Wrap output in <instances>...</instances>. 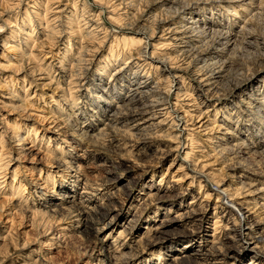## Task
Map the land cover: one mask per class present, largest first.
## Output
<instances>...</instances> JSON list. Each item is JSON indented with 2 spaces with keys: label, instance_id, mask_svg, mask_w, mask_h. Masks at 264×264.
I'll return each instance as SVG.
<instances>
[{
  "label": "bare ground",
  "instance_id": "bare-ground-1",
  "mask_svg": "<svg viewBox=\"0 0 264 264\" xmlns=\"http://www.w3.org/2000/svg\"><path fill=\"white\" fill-rule=\"evenodd\" d=\"M0 14V264H57L52 249L93 226L97 264H165L170 250L167 264H264V0H0ZM74 144L113 149L119 168L146 158L141 172L174 158L128 206ZM182 182L200 188L186 203Z\"/></svg>",
  "mask_w": 264,
  "mask_h": 264
},
{
  "label": "rangeland",
  "instance_id": "rangeland-1",
  "mask_svg": "<svg viewBox=\"0 0 264 264\" xmlns=\"http://www.w3.org/2000/svg\"><path fill=\"white\" fill-rule=\"evenodd\" d=\"M1 16H0V25H2L3 23H2V19L3 18H6V17H4V16H2V14H0ZM263 19V20H262ZM262 19L258 22V24L256 25V27H255V31L259 28V29H261L262 31H261V34H262V32H264V16L262 17ZM259 30H257V32H258ZM260 32V31H259ZM263 35H264V33H263ZM253 51H255V52H257V53H254ZM251 50L250 51V55L251 56H249V53H247V56H249V57H247L246 56V53H245V55H244V57L242 58V62H244V64L247 66L248 65V67H254L255 65V63H256V61H257V58H259L258 56L257 57H255V55H257L258 54V52H259V50ZM254 53V54H253ZM249 63V64H248ZM250 65V66H249ZM253 65V66H252ZM48 100H50V99H48ZM45 108L46 107H41V108H39V110L37 111V112H39L40 114H47L46 113V111H45ZM50 116V115H49ZM46 123V121L44 122V124ZM43 124V123H42ZM43 124V125H44ZM42 129H43V126L41 127ZM49 131H50V129L49 130H46L45 129V132L46 133H49ZM51 133V132H50ZM248 138V137H247ZM250 139V138H249ZM74 146H78L77 144H74ZM155 147H157V145L155 144L154 146H150L149 147V149L150 150H153V149H155ZM84 148L85 147H83V146H78L75 150H74V161H76V162H78V164H83V166H85L86 167V169L88 170V171H90V174H91V176H92V179L94 180V182L96 181V182H98L99 180L100 181H104L106 178H116L114 181V183L117 185V187H122L123 188V190L126 192V194L127 193H129V192H132V199L129 201V202H127L128 203V206H130V204L131 203H137V202H139L138 201V199H140L141 197H139V194L142 192V190H141V188H142V186L144 185V184H150V185H152V184H154V183H156L158 180H159V177L163 174V171H165L166 170V168H167V166H168V164L171 162V160L174 158V156H172V157H169V158H163V160H161L160 161V163H158L157 164V166L155 167V166H153V168L151 169V168H149V167H147V168H145V170L146 171H143V172H141V170H142V168H144V163L145 164H148L147 162H146V158H141V162L139 161V160H136V159H134L133 157H129V156H125V155H123V159H122V162L123 163H125L124 164V166L123 167H116L115 165H116V163H114L113 164V161H114V159H115V157H117V155L118 154H115V152H112L113 151V149H110L109 151L108 150H102V149H97V150H95V149H93L92 150V148L90 149V151L88 150V152H86L85 150H84ZM103 151V152H102ZM114 156V157H113ZM262 156V155H261ZM261 156L260 157H257V160L258 161H263L262 163H261V165H262V169H264V158H261ZM255 158H256V156H254ZM254 157L253 156H251L250 158H252L250 161L252 162V163H254V164H252L253 166H257V163L258 162H255V160L256 159H254ZM29 158H27L26 159V161H24L26 164H27V166H29V167H31V166H33V165H38V167L40 166V167H42L41 166V164H31L30 162H32V161H30V159L28 160ZM139 161V162H138ZM103 163V164H102ZM111 163H112V165H111ZM139 163V164H138ZM138 164V165H137ZM114 165V166H113ZM88 166H90V167H88ZM112 166V167H111ZM129 166V167H128ZM136 166H138V167H136ZM88 167V168H87ZM152 167V166H151ZM219 167H221V166H217V168H219ZM49 170H51V171H58L59 169H57L55 166H52V164H50V166H49ZM117 168V169H116ZM140 168V169H139ZM43 169V172H44V167L42 168ZM53 169V170H52ZM62 169V171L64 170V173L65 174H67V175H70L69 174V172L71 171L70 170V168H68L67 166H64V167H62L61 168ZM135 169V170H134ZM149 169H151L150 171H148L147 172V170H149ZM35 170H38V169H35ZM120 170H122V171H120ZM124 170V171H123ZM130 170V171H129ZM109 171H113L112 173L113 174H110L109 173ZM224 172V178L225 179H228V183H230V181H232V180H236L237 178H233V173H232V171H230V170H227V169H224L223 170ZM226 171V172H225ZM228 171V172H227ZM230 171V172H229ZM118 172V173H117ZM130 172V173H129ZM147 172V173H146ZM71 173V172H70ZM228 173V174H227ZM232 173V174H231ZM27 174H29V172L27 173H25V175H27ZM71 174H73V173H71ZM155 176H154V175ZM113 175H115L114 177H113ZM140 175V176H139ZM35 178H38L39 176H38V174H35L34 173V175H33ZM128 176V177H127ZM135 177H137V178H135ZM69 178H71L72 179V177L70 176ZM119 178H122L121 179V181H119ZM29 179H30V176H29ZM74 179V178H73ZM135 179V180H134ZM137 179V180H136ZM35 180H37L38 182H42L43 180H41V179H35ZM151 180V181H150ZM70 183H72L71 182V180H67V183H66V185L64 186V187H61V188H59V189H61V192H67V191H70V187H71V185H70ZM189 182H186V183H184V182H182L181 184L183 185V188H184V190H187V189H189V191L191 192V194L190 195H186V196H184L183 197V200H184V203H186L188 200H190L193 196H195L196 194H198L199 193V190H200V188L198 187V184L197 185H190L189 186V184H188ZM202 183H203V188L204 189H206V190H208L209 189V192L210 193H214V195H215V192H216V190L215 189H217L218 187H216V185L214 184V183H209V182H207L205 179H203L202 178ZM228 183H227V185H228ZM129 186H128V185ZM168 184V183H167ZM167 184H165V186L167 185ZM206 184V185H205ZM213 185V186H212ZM83 185H82V183H79V186H78V191L81 193L82 192V189H81V187H82ZM148 186V185H147ZM130 187V188H129ZM58 189V190H59ZM130 189V190H129ZM170 190H172L173 188H169ZM39 190H40V188H39ZM42 190V189H41ZM128 191V192H127ZM177 191V190H176ZM172 192H174L175 193V191H172ZM48 193V195H49V192H47ZM137 193V194H136ZM174 193H170L171 195H173ZM53 194L55 195V193H53L52 192V196H53ZM213 195V197H212V199L210 200V201H212V206H211V208L214 210V206H215V201H216V198H215V196ZM123 196H125V195H123ZM200 196H201V194H200ZM168 198L169 199H171L170 198V196H168ZM215 198V199H214ZM3 199H4V197H0V206L3 204ZM136 199H137V201H136ZM167 199V198H166ZM103 201L104 202H107V200L106 199H103ZM134 201V202H133ZM171 201H173V200H171ZM168 202V201H166V202H164L162 205L163 206H165V207H167V206H171V203L172 202ZM99 202H101V199H100V201H98V202H96L98 205H99ZM180 202H181V200L180 201H176V203L175 204H180ZM41 203H45L44 202V200H41ZM47 204V203H46ZM168 204V205H167ZM93 205H96V204H93ZM93 205H91V207L93 206ZM156 208H153L152 210L154 211ZM174 209L175 208H173V211L172 212H174ZM246 209V208H245ZM256 209L257 208H254L252 211H255L256 212ZM151 210V211H152ZM213 210H212V212H213ZM134 211H135V207H133L131 210H130V213L126 216V218H129L130 217V215H132V213H134ZM259 211V212H258ZM234 212V211H233ZM259 214V215H264L263 213H264V211L262 210V209H257V212L255 213V214ZM262 213V214H261ZM175 214V213H174ZM93 216L92 217H90V216H88L89 218H88V222L87 223H89L90 225H93V223L92 222H94V223H97V222H99V220H98V215H96V214H92ZM145 216H147V215H145ZM145 216H144V218H145ZM151 216L152 217H155L156 215H155V213L153 212V214H151ZM214 216V213H213V215H211L210 217H211V220H212V217ZM19 217H20V215L19 216H17L16 217V219H15V221L16 222H18V225H17V227H19V228H17L18 230H20V227H21V225H19V221L20 220H24L25 218H26V215H23V217L21 216L20 217V220H19ZM22 218V219H21ZM96 220H95V219ZM3 219V218H2ZM18 220V221H17ZM121 220V221H120ZM210 220V222L212 223V221ZM125 221H126V219H119V222H121V223H125ZM69 222V221H68ZM1 225H3V224H1ZM138 230H139V232L141 233V232H143V227H145V226H147V222H145V219H143L141 222H139L138 224ZM149 226V225H148ZM94 228L95 227H97V226H93ZM93 227L91 228V229H89V231L88 232H84V234H81V233H79V230H74L73 232H70V237L67 239L68 241H67V244L66 243H64V245H63V247H60V248H53L52 250H54V251H56L54 254H53V256H55L54 257V259L56 260V262H57V264H87V262L88 261H90L92 264H97L98 262H100V261H98L99 259V256H97V255H95L96 253H94L93 254V252H95V247H96V244H97V241H96V239H95V237H96V235H95V230H93ZM21 231L23 232V231H25V229H26V224H24V225H22V227H21ZM84 229V228H83ZM82 229V230H83ZM28 230H29V228H28ZM39 230V229H38ZM38 230H32V232L30 231V237H33L34 238V240L35 241H37V239L39 240V239H41L40 237H37V232H39ZM35 231H37V232H35ZM186 233L185 232H182L181 231V233H176V235L177 236H179V238H183V239H185V237H183L184 235H185ZM95 235V236H94ZM181 236V237H180ZM257 236H260L259 234H257ZM174 238H176V237H174ZM199 237H197V241H195L196 243H195V248L196 249H198L199 247V243L200 242H198L200 239H198ZM177 239V238H176ZM185 240H187V239H185ZM184 241H182L181 243H183ZM39 243V242H38ZM107 243H109V242H107ZM180 243V244H181ZM172 244V243H171ZM67 245V246H66ZM36 248H38V244H36L34 247H33V249H36ZM126 249H128V248H126ZM170 249V248H169ZM172 249V248H171ZM51 250V251H52ZM59 250H61L60 252H58ZM98 250V249H97ZM193 250H195L194 248H193ZM156 251V250H155ZM138 251H136L135 253H137ZM149 253H152L151 251H149L148 253H146V257L147 256H149ZM175 254V252H172L171 250L169 251V255L167 256V261H166V263L165 264H167V262H171V258H172V256ZM70 256V257H69ZM145 254H141L138 258H136L135 260H134V262L135 263H139L140 261H142L145 257ZM249 258H250V256L248 257L247 256V258H244L243 259V263H247V260H249ZM156 262H157V260H156ZM164 264V263H163Z\"/></svg>",
  "mask_w": 264,
  "mask_h": 264
}]
</instances>
